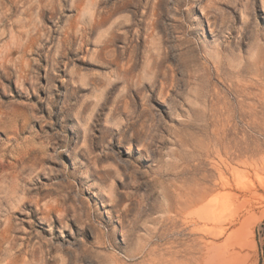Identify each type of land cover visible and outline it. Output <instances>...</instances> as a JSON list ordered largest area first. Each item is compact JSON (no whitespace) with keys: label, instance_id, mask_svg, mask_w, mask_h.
<instances>
[{"label":"rangeland","instance_id":"rangeland-1","mask_svg":"<svg viewBox=\"0 0 264 264\" xmlns=\"http://www.w3.org/2000/svg\"><path fill=\"white\" fill-rule=\"evenodd\" d=\"M0 264H264V0H0Z\"/></svg>","mask_w":264,"mask_h":264},{"label":"bare ground","instance_id":"bare-ground-1","mask_svg":"<svg viewBox=\"0 0 264 264\" xmlns=\"http://www.w3.org/2000/svg\"><path fill=\"white\" fill-rule=\"evenodd\" d=\"M206 188V187H205ZM192 189V188H190ZM189 189V190H190ZM197 188H195L194 190L196 191ZM209 189V187H208ZM211 189V188H210ZM209 191V190H207ZM206 190L205 191H201L200 193H198L195 197H188L189 199L188 200H185L183 206L181 208H179V212L178 214L181 212H183L184 214L185 213H188L190 215H194V212H195V209L196 207H198L199 205H202L201 206V209L204 208L205 206H207V198H208V192ZM194 191H192L193 193ZM190 194V193H189ZM188 194H186V197H187ZM184 198V197H183ZM185 199V198H184ZM181 205V204H180ZM171 208V207H170ZM169 208V209H170ZM177 208V207H176ZM172 209H173V206H172ZM178 210V209H177ZM169 211V210H168ZM176 211V210H175ZM176 214V213H175ZM180 215V214H179ZM185 216V215H184ZM186 217V216H185ZM188 217V216H187ZM190 218V217H189ZM191 219V218H190ZM195 220V219H194ZM192 222V221H191ZM206 223L207 221L206 220H203L202 218L201 219H196L195 221H193V223L195 224H199V223ZM194 225V224H193Z\"/></svg>","mask_w":264,"mask_h":264}]
</instances>
